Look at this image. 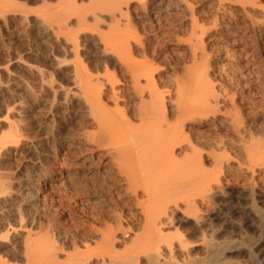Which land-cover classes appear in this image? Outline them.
Returning <instances> with one entry per match:
<instances>
[{"label": "rangeland", "instance_id": "rangeland-1", "mask_svg": "<svg viewBox=\"0 0 264 264\" xmlns=\"http://www.w3.org/2000/svg\"><path fill=\"white\" fill-rule=\"evenodd\" d=\"M218 1L0 0V264L264 263V171L252 173L245 167L234 130L225 132L199 118L186 122V135L203 144L198 148L204 170L216 173L218 183L207 198H197L193 209L180 203L169 211L166 236L161 235L166 240H156L157 246L150 243L151 248L138 230L137 207L120 191L105 149L94 151L93 163H86L90 170L80 161L89 154L85 148L94 149L84 135L95 129L83 96L87 89L83 92L78 83L75 66L80 64L89 78L97 79L90 78L91 83L103 78L94 84L104 83L102 101L109 109H116L108 97L109 74L115 78V90L127 95L119 99L118 108L131 114V105L138 103L128 87V74L112 51H104L97 33L102 30L107 36L109 29L118 30L110 34L115 39L133 27L148 43L155 67L158 64L157 86L166 90L171 79H183L187 66H193L191 48L196 43L188 32L195 19L202 43L197 42V55L201 50L205 54L204 60L196 56L197 69L215 91L227 93L229 100L219 104L221 110L241 109L235 124L240 126L242 120L243 140L264 143V0ZM252 1L256 4H248ZM118 10L126 11L123 20L116 18L119 27L112 19ZM78 16L87 28L76 21ZM58 20L65 26L58 27ZM121 21L131 25L128 34ZM107 23L118 28H107ZM65 31L69 36L62 35ZM223 32L229 36L220 35ZM134 46L131 52L139 58L141 46ZM209 132L226 133L228 156L220 170L211 169L208 153L220 151L206 142ZM102 153L105 156L97 159ZM106 226L114 228L108 245L99 242L98 230Z\"/></svg>", "mask_w": 264, "mask_h": 264}, {"label": "bare ground", "instance_id": "bare-ground-1", "mask_svg": "<svg viewBox=\"0 0 264 264\" xmlns=\"http://www.w3.org/2000/svg\"><path fill=\"white\" fill-rule=\"evenodd\" d=\"M221 1L222 3L224 2V0H220L218 2L220 3ZM250 1L251 0H249V2ZM256 1H252L251 3L248 4L254 5L256 4ZM99 5H101V3ZM243 5L244 4L242 3V7ZM218 6L216 7L217 10H218ZM259 6L261 5L259 4ZM112 11L109 12L112 14ZM123 11L124 10H122L119 13L116 12L119 15L116 16L115 19L114 17L113 18L111 17L114 20V22L116 21L118 22V20H120L117 17L122 16L121 19L124 18L125 14L123 13H125L126 11L125 12ZM110 13L108 15H110ZM126 16L128 17V14H126ZM78 17L79 18L76 21L78 23H81L82 25V22H84L82 21V16L81 17L78 16ZM43 18L45 19L46 17ZM79 19L81 20L79 21ZM97 20L95 18L94 22L95 21L97 22ZM125 21L128 23L127 19ZM194 21H196V19ZM194 21H192V23L190 24V28H189L190 31L188 32L190 34L189 37L191 39V42L193 39L196 43L195 45L191 44L192 45L191 55L193 56L191 57V59H193V66L191 64H190L191 67L187 66L188 67L187 72L185 71L187 75L185 74L186 75L185 76L183 74L185 76V77L182 76L183 79L178 77L174 80L171 79L172 82H170V85H167L168 87L166 90H164L162 87L161 89L163 90H161L157 86L156 70L158 64L156 63L157 65L155 67L154 63L150 59L151 54L149 53L151 52L148 53V49H147L149 48L147 47L149 46L148 43H144L142 37L139 36L140 34L138 35L136 31L135 32L132 31L133 27L129 32L130 35L128 34V30H130L129 28L131 27V25L128 26L127 23L125 25L123 24L124 21L123 22L121 21L122 22L121 27L122 26H124L125 28L128 27L126 34H128L130 38L128 35L120 36L122 35L123 33L122 32L121 34L118 35V38L114 39V36L110 34L111 33L117 34L118 30L112 32L109 29L108 32L110 33L106 31L107 36H104V34L106 35V33H102L101 29H100L101 31H99L98 30L99 28L97 29L96 32L99 31L97 34H99L98 36L100 38L98 39L103 43L104 51L110 50V52L112 51L116 55L118 61L120 62V65L122 66L124 73H127L129 76L128 83L130 85L128 87L131 88V92L134 94V96H137L138 98V103L137 104L134 103L133 105H131L132 106L131 114H129L125 110H122V108L124 107H122L121 109L118 108V105H120L119 99L126 100L127 95L125 96L124 94H121L115 90V88L113 87V84L115 82L114 80L115 78L112 76L113 74L112 75L109 74L111 76L107 75L106 81L109 82L108 83L110 85L109 88H111L110 89L111 95L108 97H110L109 100L112 99L111 101L116 108L115 110L109 109V107H107L104 101H102L103 96L101 94L102 92L101 88L103 87L102 85L103 82L102 83L99 82L100 84L99 83L94 84L95 82L101 81L103 78L102 79L100 78L101 80L91 83L90 78L93 79V75L92 77L90 76L89 78L88 76L89 74L87 75L88 71L86 73L83 70V67H79L80 66L79 63H78L79 66L77 65L75 66V71H76L75 73L77 78H79V80L77 79L78 83L80 84V86H82V88L85 87L82 89L83 92H85V90L87 89L83 96L86 99L85 100L87 103L86 105H88L87 106L89 111L88 116H90L91 127L95 129L94 132L85 133L84 135L85 141L83 139L84 142L92 144L94 146V149L85 148L88 151L87 153L89 154L86 157L82 156L80 158L82 160L80 161H82L81 163L84 165L87 162L88 164L89 163L91 164L93 163L92 162L93 157H95L93 156L94 151H97L99 148L105 149V154L109 155L108 163L111 165V168L114 169L115 171L114 174L118 176V177L115 176L116 179L114 178L118 184L116 182L115 183L119 185L120 191H122L124 195L126 194L127 195V196L125 195L126 197L131 198L132 199L131 202H133V205L137 207V211H138L137 213L140 214L139 217L141 220L140 221L141 225L139 226L138 230L142 233L141 235L144 237V240L146 239V243L149 242V244L147 243L149 246L150 243L152 246H157L158 242H156V244L153 245L156 240L164 241L163 239L165 238L162 237L161 235L165 231L164 228L168 226L167 224L170 223L171 218L169 215L170 213L169 211H171L173 208L180 207L181 205L180 203H182L187 210L193 209L194 207H196L197 198L198 199L201 198L205 199L204 197L207 198L208 196L207 193L209 192L211 193L212 190L214 189L215 184L218 183V177H215L216 173L215 174L213 173L215 177L214 179L211 178L213 174L210 173L211 175L209 174L210 175L209 176L207 175V173L209 172L206 173V171L204 170L205 168L202 165L203 159H201L204 156L202 157V153L199 151L203 147V144L200 143L199 138L198 140H196L197 138L194 137V139H192L189 138L190 135L189 136L188 134L186 135V132L189 131V130L186 131V124H187L186 122L189 121L190 123L191 120L193 119L196 120L197 118H199V120L203 119L204 122L211 123V125H213L214 127L215 126L222 127L224 131L225 130L227 131V129H230L232 131L234 130V133L236 132L237 136L241 139L240 141L241 143L238 142L239 144L237 148L240 152H242L245 158L246 162L245 161L244 162L246 166L245 164L244 166L250 169L252 173H255L254 172L255 170L264 171V143L263 142L262 144L258 143L256 141L257 139L255 140L256 143L255 142L248 143V141L243 140V138L245 137L243 136L244 127L242 128V124L240 123L242 120L239 122L240 126H237L238 123L235 124L236 121L238 122L241 119L240 117L241 109L237 107L238 109L236 108L237 111L235 110L236 112L235 113L233 112L234 114L231 113L232 111L230 112L225 109L224 111L221 110L219 108V104L225 102V100L228 98L227 93L222 92L221 94L220 92L215 91L213 89V86H211L209 81L207 80L208 78L206 79L207 76H205V74L203 73H200L199 69H197L198 63L197 64L195 63V59L196 56L198 57L197 49L199 48L198 47L199 43L200 45H202V43H201V39H199L198 36H196L198 31H200L198 30L199 24ZM227 21L229 22L230 20ZM63 22L64 21L60 23L62 24ZM117 22L115 24L119 27V24ZM60 23L58 24L60 25L58 27L61 28L62 25L65 26L64 23L62 25ZM85 23H83V25ZM108 23H110V21H108ZM115 24L111 23V25H108L110 27L107 26V28H112L114 27ZM81 25L79 24V26ZM83 25H82L83 29L87 28L86 26ZM85 25H89V24L86 23ZM95 25L96 24L92 25V27L94 28ZM116 25L115 28L112 30L118 28L116 27ZM226 27L228 29L230 26L227 25ZM80 28L81 27H79V29ZM125 28H123L124 31L126 30ZM224 32L222 34L220 33V35H223V37L228 35L227 33ZM108 34L110 36H108ZM62 35L66 36L67 32L66 34L64 33ZM77 38L75 36V39ZM131 38H133L134 41ZM129 39H131L133 43H131ZM148 40H150V38ZM199 40L200 42L197 44ZM74 41L73 43L71 42V44H73L72 48L76 49L77 44ZM134 42L135 45L137 43L138 46H141L140 50H142V54H141L142 57L139 55L140 56L139 58H135V56L137 57V55L134 56V54H132L134 49L133 47H135ZM112 52L111 54H113ZM199 53H200V57L198 58L200 59L202 57L204 58L205 54L203 50H201V52ZM196 62H198V60ZM200 66L198 67L201 68ZM94 79L97 80L96 78ZM142 81H144V84H142ZM126 104L127 101L124 102V105ZM124 111L127 114H125ZM225 134H220L218 132L217 133L209 132V134H207V138L205 137L208 145L210 146L215 145L216 150L220 151L218 154H215V152L212 153L213 151L211 150L212 149L211 148L210 150L212 152L210 153L207 152L208 156L210 157L209 159H211L210 162L212 166L211 169L218 168L220 170V168L224 166L223 165L224 162L226 163L224 159L227 158L228 156L227 149L229 145L227 144L228 141L227 138L225 137ZM204 136H206V134ZM188 150L189 152L191 151V155L187 156V153L185 152ZM81 153L82 152L79 151V154ZM181 154H184L182 155L184 157L181 156L182 160L176 159ZM102 156L105 155H103V153L98 154L96 158L99 159ZM103 163L105 164V162ZM88 164H86L87 166L85 165V167L86 169L90 170L92 167ZM210 164L208 163V165ZM113 231L114 228L112 226H106L100 228L98 230V232H100V237H101L99 242L101 243L105 242V244L108 245L109 243L108 241H111L110 238L113 234ZM163 236H166L165 233ZM158 237H160V239H157Z\"/></svg>", "mask_w": 264, "mask_h": 264}]
</instances>
